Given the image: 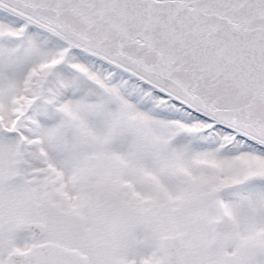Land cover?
<instances>
[{"label": "rangeland", "instance_id": "374dc122", "mask_svg": "<svg viewBox=\"0 0 264 264\" xmlns=\"http://www.w3.org/2000/svg\"><path fill=\"white\" fill-rule=\"evenodd\" d=\"M19 29L0 16V184L24 168L28 193L18 199L4 185L2 196L4 205L24 212L29 235V227H42L37 241L62 242L69 215L81 207L68 197L74 166L84 169L86 182L97 177L93 192L104 189L107 207L115 190L122 210L134 208L140 218L158 212L164 231L183 235L185 264H264V154L85 56L64 57L53 41ZM18 130L15 149L16 133L8 134ZM97 199L87 195L89 213L81 212L94 238L103 233ZM210 200L220 214L216 222H223L213 242L208 226L192 221L205 211L212 218ZM141 235L123 232V255L135 251L131 264H157L141 257L150 234ZM23 242L27 248L28 235Z\"/></svg>", "mask_w": 264, "mask_h": 264}, {"label": "water", "instance_id": "95a60500", "mask_svg": "<svg viewBox=\"0 0 264 264\" xmlns=\"http://www.w3.org/2000/svg\"><path fill=\"white\" fill-rule=\"evenodd\" d=\"M0 10L264 148V0H0ZM177 239L162 241L159 264H183ZM7 264L88 260L47 243Z\"/></svg>", "mask_w": 264, "mask_h": 264}, {"label": "flooded vegetation", "instance_id": "af4514ba", "mask_svg": "<svg viewBox=\"0 0 264 264\" xmlns=\"http://www.w3.org/2000/svg\"><path fill=\"white\" fill-rule=\"evenodd\" d=\"M19 30L24 32V30ZM60 53L64 57L70 56V54H72H63L62 52ZM1 58L5 59L4 55H2ZM13 133L23 135L19 130L12 132V134ZM114 135L115 134H113V136ZM112 150L115 151V146L112 147ZM69 169H74V173L72 174V172H68V197H70L72 205L81 207L79 208L78 212L69 215L68 229H65V232L61 234L63 235L61 238L62 242L47 240L39 242L35 239H32L28 232H26L25 230L24 212L22 210H19V208H17V210L15 211V208H10L9 206L3 204V200H5V198L2 196L3 194H5L3 191L4 185H9L11 188H15L16 196L18 199L22 198L26 192L28 193V187L26 185V175L23 167H18L15 177H9L4 183L0 184V264H7V258L12 254H22L30 246H38L43 243H54L55 245H58L65 249L78 251L80 254L87 257L89 264H131L130 258L132 256H136V253L134 251L132 252V254L123 255L124 246L122 244V234L124 232V234L127 235V232L129 233V229L132 233H137L139 231L140 236H142L141 232L150 234L147 244L145 245V247H142V258H150L149 260L156 261L158 264L161 258L160 243L163 239H171L176 236H178L183 242L182 250L180 252L181 257V253L185 249V240L183 235L180 233L170 234L167 231H164V226H166L167 223H163L161 219L158 218V212L147 213L146 215L144 214L142 218H140V216L137 217L134 208H127L122 210V208L124 207H122L119 202V200H121L120 191L118 193L115 192V190L110 193L111 195H109V199L112 198V201L111 204H109V207H107L108 199L104 200L106 198L102 197L104 196V189L100 188V193L93 192L97 189H95L94 184V179L97 177H92L91 180L86 182L84 176L80 175V173L84 171V169L77 171V167L74 166ZM32 190L33 192L35 191L34 186L32 187ZM90 194L93 196L95 195V199L98 198L102 200V206L98 208L95 219L96 222L100 220V225L103 233L101 236L100 231L97 230V233L99 234L96 235V238H94V233H92V222H87V220L89 219L86 214L85 216L81 215V212H85L87 213V215L89 213L87 206V195L88 197H90ZM210 199L212 200V197ZM211 200L209 201L207 208L208 211L210 210L212 218H207L208 215L205 211L204 215L201 218L198 216L194 217L193 215L192 221L193 223H195L194 218H196L197 221L199 220L203 223L204 227L208 226V238L209 241L213 242L212 240H214V237H216L215 234L219 231L220 227L223 225V222L220 219L219 223L216 222V217L220 218V214L215 215V210L212 208L213 206H211ZM179 208L180 207L174 208L173 212L180 220V214L183 212H179ZM85 209L87 210V212L85 211ZM137 220H139L138 223ZM228 223L229 225H231L230 221H228ZM149 229L153 233L150 232ZM158 231H162V233H159ZM25 235H28L29 237V244L27 248H25L23 242ZM212 237L213 239L211 240ZM180 240L177 239V242L179 243ZM208 261L212 260H206L205 262Z\"/></svg>", "mask_w": 264, "mask_h": 264}, {"label": "bare ground", "instance_id": "6f19581e", "mask_svg": "<svg viewBox=\"0 0 264 264\" xmlns=\"http://www.w3.org/2000/svg\"><path fill=\"white\" fill-rule=\"evenodd\" d=\"M0 16L5 17V18H8V20H10V22H13V23L16 22V23H19V24L24 25L25 29H32V30H35V31H37V32H39V33H41V34L47 36L48 38H50L52 41L56 42L60 47L63 48V54L70 53L71 51H75V52H78V53H80V54L86 56L87 58H91V57L87 56L86 54H84V53H82V52H80V51H78V50H76V49H74V48H72V47L66 45L65 43H63V42H61V41H59V40H57V39H55V38H53V37H51V36L45 34V33H43L42 31H40V30H38V29H36V28H34V27H32V26H30V25H28V24L22 22L21 20H19V19L13 17V16H11V15H9V14H7V13L1 11V10H0ZM92 59H93V58H92ZM94 60H95V59H94ZM96 61H97V60H96ZM98 62H99V61H98ZM99 63H101V62H99ZM102 64H103V63H102ZM103 65H105V64H103ZM106 66H107V65H106ZM107 67H109V66H107ZM109 68H110V67H109ZM111 69H112V68H111ZM113 70H114V69H113ZM115 71H116V70H115ZM117 72H118V71H117ZM121 74H122V73H121ZM123 75H124V74H123ZM250 142H251V141H250ZM258 146L261 147V148H263V147L260 146V145H258ZM263 149H264V148H263Z\"/></svg>", "mask_w": 264, "mask_h": 264}]
</instances>
